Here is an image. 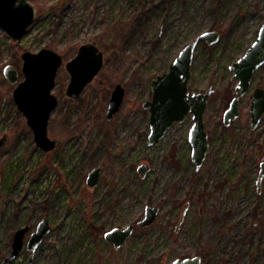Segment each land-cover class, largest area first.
<instances>
[{
    "label": "rangeland",
    "instance_id": "rangeland-1",
    "mask_svg": "<svg viewBox=\"0 0 264 264\" xmlns=\"http://www.w3.org/2000/svg\"><path fill=\"white\" fill-rule=\"evenodd\" d=\"M33 23L16 43L0 31V264L14 232L35 231L46 218L51 232L33 264H170L200 256L201 264H264V114L250 129V102L264 89V65L240 98V116L229 126L223 115L237 82L229 67L243 56L264 24V0H27ZM216 31L212 46L200 42L189 91L210 95L204 113L209 148L198 171L191 161L192 117L175 123L148 146L151 81L168 70L179 52L200 34ZM95 43L104 54L100 74L74 98L65 96L64 64L80 45ZM49 48L63 58L52 93L58 105L48 122L57 141L44 153L12 99L6 66L21 73L24 51ZM125 89L122 108L105 119L113 87ZM146 164L144 177L137 172ZM102 167L94 188L87 174ZM146 206L159 213L140 228ZM187 208V209H186ZM182 219V213L185 211ZM134 226L115 250L104 234ZM178 227V228H177ZM25 246L12 264H26Z\"/></svg>",
    "mask_w": 264,
    "mask_h": 264
},
{
    "label": "water",
    "instance_id": "water-1",
    "mask_svg": "<svg viewBox=\"0 0 264 264\" xmlns=\"http://www.w3.org/2000/svg\"><path fill=\"white\" fill-rule=\"evenodd\" d=\"M35 8L27 0H0V31L6 34L13 42H19L35 18ZM220 39L216 31H207L188 43L169 65L168 70L158 75L151 81L150 100L142 104V108L149 112L148 146L157 145L167 131L175 123H182L187 116L192 117V127L189 131L191 146V161L198 171L202 166L208 148V134L204 125V113L214 87L205 93L189 91L191 80V66L197 45L204 42L208 46L215 45ZM21 73L23 79L19 81V73L12 66L4 68V76L11 86L12 99L18 111L25 118L26 125L32 130L35 146L44 153L51 152L57 146V141L50 139L47 128L51 114L58 105V99L52 93L59 68L63 64L61 55L49 48H42L37 53L24 51ZM264 65V24L258 31L257 38L248 47L242 57L234 62L229 71L232 73L231 81L237 82L235 96L229 103L223 115V124L230 123L240 116L239 100L250 89L253 74ZM104 67V54L95 43H86L79 46L73 58L64 64L69 74L65 96L74 98L79 96L84 88L89 85ZM125 96V89L117 84L113 87L105 119L110 121L120 112ZM264 114V89L256 88L252 92L250 102V129L259 126ZM8 138L7 134L0 137V149ZM102 167L93 168L86 177V184L94 188L101 175ZM149 171L146 164H141L137 172L144 177ZM264 178V158L259 167L256 181L257 190L260 191ZM187 209V208H186ZM185 211L182 213L183 221ZM159 213L157 207L146 206L143 219L137 223L138 227L146 228L154 223ZM178 228V227H177ZM29 231L27 226L14 232L10 253L2 259L1 264H12L23 247L29 252L26 264H33L38 247L51 232V227L46 218L41 219L25 243V235ZM133 225L123 229L114 228L104 234L105 241L112 243L114 249H120L132 236ZM200 256L185 259H175L170 264H201Z\"/></svg>",
    "mask_w": 264,
    "mask_h": 264
},
{
    "label": "flooded vegetation",
    "instance_id": "flooded-vegetation-1",
    "mask_svg": "<svg viewBox=\"0 0 264 264\" xmlns=\"http://www.w3.org/2000/svg\"><path fill=\"white\" fill-rule=\"evenodd\" d=\"M140 228H141V227H140ZM106 242H107V241H106ZM126 242H127V241H126ZM108 243H109V242H108ZM110 244L113 246V244H112V243H110ZM123 246H124V245H123ZM123 246H122V247H123ZM113 248H114V247H113ZM115 250H116V249H115Z\"/></svg>",
    "mask_w": 264,
    "mask_h": 264
}]
</instances>
